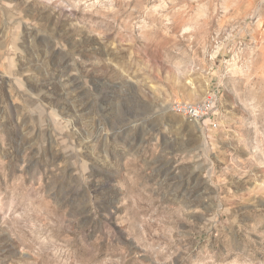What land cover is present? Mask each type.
Returning a JSON list of instances; mask_svg holds the SVG:
<instances>
[{
    "label": "rangeland",
    "instance_id": "1",
    "mask_svg": "<svg viewBox=\"0 0 264 264\" xmlns=\"http://www.w3.org/2000/svg\"><path fill=\"white\" fill-rule=\"evenodd\" d=\"M0 264H264V0H0Z\"/></svg>",
    "mask_w": 264,
    "mask_h": 264
},
{
    "label": "built area",
    "instance_id": "2",
    "mask_svg": "<svg viewBox=\"0 0 264 264\" xmlns=\"http://www.w3.org/2000/svg\"><path fill=\"white\" fill-rule=\"evenodd\" d=\"M215 105L214 96L209 94L202 100L189 101L182 98H175L171 103V110L180 113V111H188L190 118H199L200 120L209 114Z\"/></svg>",
    "mask_w": 264,
    "mask_h": 264
},
{
    "label": "bare ground",
    "instance_id": "3",
    "mask_svg": "<svg viewBox=\"0 0 264 264\" xmlns=\"http://www.w3.org/2000/svg\"><path fill=\"white\" fill-rule=\"evenodd\" d=\"M180 113L184 114V115H188V111H180ZM197 119V118H195Z\"/></svg>",
    "mask_w": 264,
    "mask_h": 264
}]
</instances>
